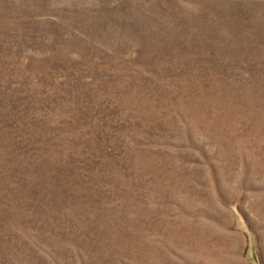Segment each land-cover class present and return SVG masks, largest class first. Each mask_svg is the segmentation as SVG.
<instances>
[{"label":"rangeland","instance_id":"374dc122","mask_svg":"<svg viewBox=\"0 0 264 264\" xmlns=\"http://www.w3.org/2000/svg\"><path fill=\"white\" fill-rule=\"evenodd\" d=\"M0 264H264V0H0Z\"/></svg>","mask_w":264,"mask_h":264}]
</instances>
